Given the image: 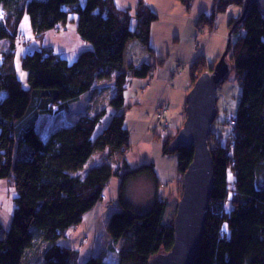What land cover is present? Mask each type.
<instances>
[{"label": "trees", "instance_id": "trees-1", "mask_svg": "<svg viewBox=\"0 0 264 264\" xmlns=\"http://www.w3.org/2000/svg\"><path fill=\"white\" fill-rule=\"evenodd\" d=\"M180 1L191 11L194 0ZM234 4L242 7V12L229 22V39L237 33L229 52L243 91L234 116L237 125L230 123L229 138L223 140L212 133L215 186L195 264H264V8L250 6L238 23L246 6L244 0H214L213 13L202 14L197 29L209 37L218 13ZM0 13V91L7 92L0 101V179L14 178L17 191L10 230L4 232L0 222V264H29L28 249L42 241L48 243L42 264H77L79 252L58 241L102 199L111 177L119 175L123 157L131 148L130 131L125 116L115 115L94 137L99 122L87 111L79 112L69 126L45 138L38 124L43 115L71 112V105L91 90L97 79H108L119 70L112 57L132 13L115 0H87L85 6L81 0H0ZM71 14L79 16L77 31L89 47L74 61L47 47L25 54V87L16 68L17 48L25 41L23 19L30 17L39 38L51 30L61 31ZM134 15L138 19L135 35L148 44L159 15L144 0ZM198 43L201 46L204 42ZM205 48L204 43L202 55L192 64L194 83L215 67L207 63ZM164 61L145 62L120 74L119 97L132 76L150 77ZM183 124L165 137L163 153L178 155V169L184 175L193 161L194 149L170 150ZM105 150L114 163L120 164L119 169L105 163L80 173L95 152ZM143 175L159 184L154 164L124 173L121 210L113 214L108 226L112 238L123 241L118 264H148L153 256L170 251L174 243L173 223L163 222L165 201L157 195L154 204L140 212L128 198L129 181ZM227 202H231L228 209ZM84 264L112 263L98 255Z\"/></svg>", "mask_w": 264, "mask_h": 264}, {"label": "rangeland", "instance_id": "rangeland-1", "mask_svg": "<svg viewBox=\"0 0 264 264\" xmlns=\"http://www.w3.org/2000/svg\"><path fill=\"white\" fill-rule=\"evenodd\" d=\"M125 1L126 0H124V2L123 0H117V2H119L118 6L130 9L132 13V18L129 22L128 28H132L134 30L137 28L138 25V19L134 15V13L136 6L140 2V0H127L126 2ZM144 1L148 2L150 4L149 6L152 7L159 15V18L152 25L151 43L152 46L158 49V57L165 58L163 64H157V68L153 72L152 80H155L156 74L159 73L160 70H163L164 66H169L172 68V70L173 68H176L178 66H181L182 68L179 73H175L174 75L172 74V86L168 88L165 94V99L170 102V107L168 109L167 114L170 126L167 129H157L156 125H153L151 129H148V125L150 122L148 113H154L156 108L155 104L158 98L160 100L163 94V88H165L166 84L163 85L162 90H160L161 92H159V94L161 93V96L159 97L158 94V98L154 103V98L157 93L155 90L157 88L153 87L152 89L155 90L150 89L148 93H145L142 88L132 89L131 83L134 80L130 79L128 83L129 86H127L125 90L126 96L122 103L119 98L118 88L116 87L117 90L114 91L115 88L112 84L113 80L108 78L109 83H104V86L106 88L103 91H105L106 93H102L104 96L102 97V100L100 102L97 98L98 102L94 106L96 107L97 111L95 113V116L97 118H100V116L104 114V118L99 122V125L97 126L96 131L94 133V137H97L104 130V128L110 124L115 115H124L125 126L130 131V144L132 145L131 149L127 152V154L130 153V158L126 162H124V165L121 171L119 172V175H113L106 186L105 192L106 190L107 192L106 195L104 194L106 200L105 203L108 206L106 214L107 212L108 214H111V212H118L121 210V207L119 206L120 185L123 180V174L128 172L129 170L136 169L137 167L143 165H149L154 163L156 165L155 167L160 178L162 171L164 173L167 172L169 175H173L177 172L176 168L178 167V155H162V153H160V146L161 143L163 145L165 137L170 133H176L177 128H179L186 120V114L184 113V109L186 106V98L188 93L192 90L194 86L191 71L192 64L197 59L198 50L200 51L204 48V43L206 47L204 51V56L206 58L207 63L211 66H216L219 63L229 44V22L232 17L238 18L242 12V7L236 4L230 5L225 11L219 12L217 24L215 25V34L209 40L208 35L200 34L198 29H195L196 32L194 33V36L190 35L188 31L189 28H192L191 24L193 23V21L189 19L191 18L190 16H187L189 15V13H187V15H184V19L179 18L181 16L180 11L184 10L186 12L187 9V7L180 0H154L156 5L158 3L162 5V10H158L153 7L150 2L151 0ZM86 2L87 0H81V4L83 6L86 5ZM212 13L213 10L211 11V14ZM78 21L79 16L77 14H71L69 22L67 24V28L70 30L69 33L64 34L65 32L61 33L60 31H58L59 33H57L54 30H51L46 32L43 37L37 38L36 34L32 29L30 17L28 15L25 16L22 22V29L24 31V38L22 40L25 41L17 48L16 53V68L18 76L25 87L28 86L27 72L24 71L22 67V57L25 54L33 52L42 47H47L49 49L54 50L57 54L61 55L62 57H65L70 61H74L78 58L79 53H81L84 49L87 48L81 41V38L77 37L73 33V30L76 29L78 26ZM177 25L183 29H179L182 34V41L180 42H178V40L174 42L175 38L177 37ZM194 27L195 25H193V28ZM236 38L237 33H234L231 36V39L234 42ZM197 42L204 43H202L201 46H198ZM190 58H193L194 60L193 62L189 63L187 61ZM1 60L2 56L0 57V63ZM158 60L156 62H158ZM226 61L233 68L232 51H230L226 56ZM155 84L156 83H154V85ZM242 91V84L240 83L234 71H232L231 75L226 80V82L218 89V116L213 124L212 133L214 132L215 135H217L223 140L228 139L229 135L232 132V126L230 125V122L231 119L237 114L238 106L242 96ZM6 96L7 92L5 90L0 91V101ZM91 96V93L83 95L79 103L73 105L71 112L61 111L58 114L54 115H43L40 118L38 124L40 134L44 138L48 137L57 129L64 127L65 125H68L71 121H73V119L77 116L79 112L87 111L88 113H90V109L93 105H89ZM119 102L121 103L120 106L118 105ZM104 105H109L105 113L104 109H102ZM155 134L158 135H156V141L153 140ZM212 137L213 135L211 134L209 138L211 148L215 143ZM141 138V143L137 145L136 142ZM151 141H154L156 144L155 148L157 151L155 153V156L153 155V148L151 147V145H149ZM17 157L18 155L15 154V161L17 160ZM148 157H150L149 161L145 162ZM103 159L104 155L102 152L95 153L92 156L89 165H87V168H84L82 171H80V173L84 174L90 166L96 165L100 161L101 164L99 166L104 165L107 162H111L110 164L114 170L119 169L118 166L114 167V165L112 164L114 163L113 160L109 162ZM136 162L139 163L138 166L134 164ZM140 177L141 179L139 180L133 181V179H131V181H129L127 187L128 198L134 203L138 211L144 212L154 204L155 200L157 199V193L160 199L166 202L163 222L165 224L173 223L174 218L176 216L178 203L183 194V174H180L181 183L178 186L168 185L169 188H158L157 183L151 178L145 175L139 176L138 178ZM16 195L17 191L15 188L14 178L9 177L0 179V222L3 225L4 232H8L11 227L13 213L15 210ZM112 202H114L115 204L113 205ZM230 206L231 202H227L225 207H227L228 209ZM107 233L108 236L112 238L109 231ZM87 235L89 239L86 242H83V248H78L77 245H73L76 250H78L80 257L86 258L90 257L91 255H98V253H101V255L103 254V256H105V260H113L114 255H111V258H109V253L111 254V251L109 252V249L108 251L106 250V247L109 244L106 237V232L105 237L103 238L102 236L101 240V242H103V246L102 244L98 246L100 241L97 240L96 235L94 236L91 231H89V234ZM112 239L114 240V238ZM121 241L118 244L116 240L114 242L116 246L118 245L119 249H121V247L123 246L121 244ZM71 242L74 243V241ZM120 245L122 246L120 247ZM103 247L105 249H103ZM116 261L118 262V260Z\"/></svg>", "mask_w": 264, "mask_h": 264}, {"label": "water", "instance_id": "water-1", "mask_svg": "<svg viewBox=\"0 0 264 264\" xmlns=\"http://www.w3.org/2000/svg\"><path fill=\"white\" fill-rule=\"evenodd\" d=\"M241 23L252 5L264 8V0H244ZM231 39L213 71L204 72L186 98V120L170 145L171 151L194 149V158L183 175V194L173 221L174 243L170 251L153 256L148 264H195L205 235L208 210L215 186L214 159L209 138L218 116V89L233 68L226 61Z\"/></svg>", "mask_w": 264, "mask_h": 264}, {"label": "crops", "instance_id": "crops-1", "mask_svg": "<svg viewBox=\"0 0 264 264\" xmlns=\"http://www.w3.org/2000/svg\"><path fill=\"white\" fill-rule=\"evenodd\" d=\"M115 2L118 5L119 2H117V0H115ZM123 2H124V0H123ZM150 2L153 5V7H155L158 10H162L161 9L162 8L161 4L158 3L156 5L154 0H151ZM213 2H214V0H195L193 2V8H192V10L190 12H188L187 9H186V12L184 10L180 11L181 12V16L179 17L180 19H184V15H187V13H189V15H187V16H190L191 18H189V19H191V21H193V23L191 24L192 28H189V31H188L190 33V35L194 36V33L196 32L195 29H197V22L199 20V17L202 14H207V15L211 14V11L213 10ZM146 3L148 5H150L148 2H146ZM119 7L122 8L121 6H119ZM122 9H126V8H122ZM186 19H188V18H186ZM193 25H195L194 28H193ZM176 28H177L178 31H177V37L175 38L174 42H176V40H178V42H180V41H182V36H181L182 34H181L179 29H182V28H180V26H178V25H177ZM135 30L136 29L133 30L132 28H128L127 29V31L123 34L121 40L119 41V43L117 45V48H116V51H115V54L112 57V60L115 61L118 64V66H119V70L117 72H115L109 78V79L113 80L112 84H113V86L115 88L114 91L117 90L116 83H117V80H118V77L120 76V74H122L124 72H129V71H131V70H133L135 68H138L145 62L154 63L158 59H163L162 57H158L159 56L158 55V53H159L158 49H156V47L152 46L151 39H150V42L148 44L142 43L136 37ZM55 32H57V31H55ZM60 32L61 33L65 32L64 34H66V33H69L70 30L66 26V27H63ZM57 33H59V32H57ZM73 33L77 37L81 38V36L79 35V33L77 31V28L73 30ZM151 37H152V34H151ZM210 39L211 38H209V40ZM81 41L83 42V44L86 47H89V44L86 41H84L82 38H81ZM193 60H194L193 58H190L187 62L190 63V62H193ZM176 68H173V70H172L171 67L164 66V69L160 70L159 73L156 74L155 80L153 79L154 81L152 80L153 74L150 77L132 76L130 79H133L134 81L131 83V88L132 89H134V88H142L145 93H148L150 91V89H152L153 87H156L157 88L156 90L152 89V90H155L157 92L156 95H155V98H154V103H155V101L158 98V94H159V92H161L160 90H162V87H163L164 84H166V85H165V88H163L164 90L162 91V93L164 95L166 94V92H167V90L169 88V87H167L166 81L168 79L173 78L172 74L173 75L175 74L174 70H176ZM130 79H129V81H130ZM104 83H109V80L108 79H97L95 81L92 89L85 93V94H88V93L92 94V96L90 98V101H89V105L93 104L91 109H90V114L94 115V117L96 118V120L98 122H100L104 118V114L102 116H100V118H97L95 116V113L97 111H96V107H94V106L96 105L98 100L100 102L102 100V97L104 96L102 94L103 92H105L103 90L106 88L104 86ZM128 83H127L126 87L129 86ZM154 83H156V84L154 85ZM85 94H83V95H85ZM96 94H98V95H96ZM125 96L126 95H125V91H124L123 96L119 97L120 101H122V103H123V100L125 99ZM160 96H161V93L159 94V97ZM81 97L76 102H74L71 105V110L73 108V105H76V104L79 103ZM97 98H98V100H97ZM158 100H159V98H158ZM158 100H157V102H158ZM157 102H156L155 106L157 105ZM109 105H107V106L104 105L103 106L102 109H104V113L106 112V110H107ZM118 105L120 106L121 103L119 102ZM155 106H154V108H155ZM149 115L150 114L148 113V116ZM72 122L73 121H71L68 125H65V126H69ZM170 134H174V133H170ZM156 135L157 134H155V136H154V139H153L154 141L157 140ZM140 141H142V138L140 140H138L136 142V144L139 145V143H141ZM154 141H151L149 145H151V147L153 148V155L155 156V153H156L157 150L155 148L156 144H155ZM130 143H131V137H130ZM162 146L163 145L161 143L160 153H162V155H163L164 153L162 151L163 150ZM95 153H97V152H95ZM102 153L104 155V159L103 160H105V161L107 160L109 162L112 161V159H110V157H109V151L108 150H105ZM129 154L130 153L126 154L123 157V158H125V162L130 158ZM149 158L150 157H148V159H146L145 162H148ZM91 159H92V157H91ZM91 159L89 160V162L91 161ZM89 162L85 165L84 168H87V165H89ZM100 162L98 164H96V165L90 166L86 170V172L89 169H91L92 167H94V166H99L101 164ZM110 163L107 162V164L111 165ZM112 164L114 165V167H116V166L120 167V164H117V163H112ZM134 164L137 165V166L139 165L138 162H136ZM152 164H154V163H152ZM154 166H156V165L154 164ZM155 170H156V167H155ZM176 170H177V172L174 173L173 175H169L167 172L164 173L162 171V173L160 175L161 178L159 177V174H158V172L156 170L157 177H158V182H159V184H157V187L158 188H162V187L169 188L168 185H170V186L171 185L178 186L181 183V180H180V174L181 173H180L178 167L176 168ZM139 179H141V177L140 178L137 177V179H133V181L139 180ZM156 190H157V188H156ZM106 192H107V190H106ZM106 192L104 190L102 199L99 202H97V204L90 211H88L86 214H84L82 219L77 224H75L72 227H70L65 232V236L63 238H61L58 241V243L60 245L72 248L74 250H76V248L73 245H77L78 248H83L84 247L83 242H86L89 239L87 234H89V231H91L94 234V236L96 235L97 240L100 241L98 246L101 245V244L103 246V242H101V240H102V236H103V238L105 237V232H106V237H107V240L109 242L108 246L106 247V250L108 251V249H109V252L111 251V254L109 253V258H111V255H114L113 256V260L114 261L112 259H110V260L108 259V260L112 264H118L119 261H120V256H119V250L120 249H119L118 245L116 246L114 244L115 240L110 238L108 236V233H107L108 232V226L110 224L111 218H112L113 214L116 213V211L111 212V214H108V212H107V214H106V210H107V207H108L107 204L105 203L106 200H105V196H104V194L106 195ZM156 196H157V193H156ZM112 203H113V205L115 204L114 202H112ZM110 239H112V240H110ZM71 241H74V243H72ZM120 241L121 240L116 241L117 244ZM63 243L67 244V245H64ZM121 244H123L122 241H121ZM121 246L122 245H120V247ZM47 247H48V243L42 241V242H38L35 246H32L31 248H29L28 249V252H29L28 259L31 260L29 262V264H42L44 253H45V250L47 249ZM103 249H105V248L103 247ZM76 251H78V250H76ZM98 255H101V253H98ZM98 255H91V256H98ZM102 256H103V254H102ZM88 258L89 257H86V258L85 257H80V255H79L77 264H84L85 261ZM104 258H105V256H104ZM116 260H118V262Z\"/></svg>", "mask_w": 264, "mask_h": 264}, {"label": "built area", "instance_id": "built-area-1", "mask_svg": "<svg viewBox=\"0 0 264 264\" xmlns=\"http://www.w3.org/2000/svg\"><path fill=\"white\" fill-rule=\"evenodd\" d=\"M217 12V10L215 11ZM217 23V19L215 17V20H214V26L211 28V32H210V36L209 38L215 34V25ZM60 30V29H59ZM204 30V29H203ZM199 43L197 42V45ZM202 55V51H198L197 52V56L200 57ZM181 66H178L175 70V73H179L181 71ZM167 83V87H171V83H172V78L171 79H168L166 81ZM168 109H169V101L165 99V95H162L159 102L157 103L156 105V108H155V111L153 114H150L149 115V119H150V122H149V125H148V129H151L153 125H156L157 129L158 128H161V129H167L169 127V122L167 121L166 119V113L168 112ZM233 126H236L237 125V118L236 117H233L231 119V122H230ZM232 147H234V144H232Z\"/></svg>", "mask_w": 264, "mask_h": 264}, {"label": "snow or ice", "instance_id": "snow-or-ice-1", "mask_svg": "<svg viewBox=\"0 0 264 264\" xmlns=\"http://www.w3.org/2000/svg\"><path fill=\"white\" fill-rule=\"evenodd\" d=\"M0 15H2V13H0ZM225 230H226V226H225Z\"/></svg>", "mask_w": 264, "mask_h": 264}]
</instances>
